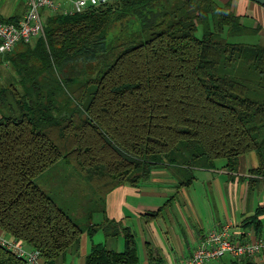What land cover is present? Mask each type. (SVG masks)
<instances>
[{
    "label": "trees",
    "instance_id": "16d2710c",
    "mask_svg": "<svg viewBox=\"0 0 264 264\" xmlns=\"http://www.w3.org/2000/svg\"><path fill=\"white\" fill-rule=\"evenodd\" d=\"M244 19L217 0H115L47 15L45 36L0 60L15 74L0 82V230L57 264L103 229L125 249L93 242L86 264H138L129 226L93 223L112 190L171 165L189 185L196 169L224 158L237 171L250 152L259 158L250 173L264 178V42L246 39L261 29ZM62 159L84 184L70 195L50 184ZM261 212L247 221L258 234ZM148 256L163 264L150 247ZM0 264L28 262L0 245Z\"/></svg>",
    "mask_w": 264,
    "mask_h": 264
},
{
    "label": "crops",
    "instance_id": "0c3cea01",
    "mask_svg": "<svg viewBox=\"0 0 264 264\" xmlns=\"http://www.w3.org/2000/svg\"><path fill=\"white\" fill-rule=\"evenodd\" d=\"M217 1L230 3L233 11L244 17L247 24L260 27L257 35L246 39L264 42V5L254 0ZM15 8L14 3L6 15L22 17L25 3ZM20 48L21 43L15 50ZM0 56V60L5 59V55ZM3 68L15 76L9 62L1 61L0 82L10 77ZM258 165L256 152L242 156L237 171L229 170L226 160L224 163L216 161L215 167L196 169L195 178L189 185L183 184L186 173L175 166L155 168L146 183L120 185L112 190L107 195L106 212H97L92 218L93 223L114 219L129 226L137 241L138 264H150L149 247L163 259V264H182L211 230L226 226L234 240H254L264 236V178L250 173ZM259 209L262 210L260 234L247 222ZM99 230L93 236L84 233L78 248L70 250L57 264H86L93 242H104L111 250L125 249L123 236H106V240L96 242L94 236ZM231 258L234 257L226 255L208 264H226ZM253 260L256 264H264V255Z\"/></svg>",
    "mask_w": 264,
    "mask_h": 264
},
{
    "label": "built area",
    "instance_id": "2783aa9c",
    "mask_svg": "<svg viewBox=\"0 0 264 264\" xmlns=\"http://www.w3.org/2000/svg\"><path fill=\"white\" fill-rule=\"evenodd\" d=\"M26 11L19 23L0 20V55L14 51L22 42L31 43L45 36L47 15L63 13L75 14L87 9L103 6L115 0H22ZM0 245L13 251L18 257L27 260L28 264H46L41 252L29 247L23 241L7 236L0 230ZM226 255L242 259H257L264 255V236L254 240H234L228 226L211 230L197 246L193 255L182 264H208Z\"/></svg>",
    "mask_w": 264,
    "mask_h": 264
},
{
    "label": "rangeland",
    "instance_id": "374dc122",
    "mask_svg": "<svg viewBox=\"0 0 264 264\" xmlns=\"http://www.w3.org/2000/svg\"><path fill=\"white\" fill-rule=\"evenodd\" d=\"M22 2H23L22 0H0V14H1V16L2 17H8L6 15V13L9 12L10 9L14 7V3H15V7H16L15 9H17L22 4ZM5 69L6 68H3V72L11 77V75H12L11 71L9 72V70H5ZM217 161H218V163H224L225 159L220 158ZM52 172H53L54 178L56 175L58 177L55 180L50 181V184L53 185L52 187H55V186L62 187L64 189H66L68 195L72 194L71 189H75L77 184H80V186L82 185L84 187V184L81 182L80 179H71L70 180L71 173H74V172L76 173V171L74 170V166L72 164H70L69 162H67L65 159L60 160L56 164V166H54V168H52ZM62 184H63V186H62ZM82 193H84L83 190L80 192V194H82ZM79 199H81V198L79 197ZM81 207L82 206L80 205V208ZM94 237H95L96 242L102 241L104 239L106 240V235H105V232L103 229L99 230V232ZM74 248L75 247L73 246L71 250H74ZM60 259H62V258H60Z\"/></svg>",
    "mask_w": 264,
    "mask_h": 264
},
{
    "label": "water",
    "instance_id": "95a60500",
    "mask_svg": "<svg viewBox=\"0 0 264 264\" xmlns=\"http://www.w3.org/2000/svg\"><path fill=\"white\" fill-rule=\"evenodd\" d=\"M254 1H256V2H258L260 4H262V5H264V0H254Z\"/></svg>",
    "mask_w": 264,
    "mask_h": 264
}]
</instances>
